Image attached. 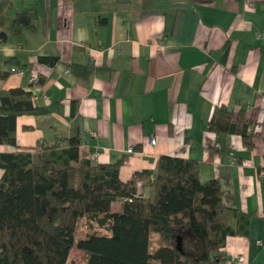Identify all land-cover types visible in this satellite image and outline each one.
<instances>
[{
	"label": "crops",
	"instance_id": "0c3cea01",
	"mask_svg": "<svg viewBox=\"0 0 264 264\" xmlns=\"http://www.w3.org/2000/svg\"><path fill=\"white\" fill-rule=\"evenodd\" d=\"M10 1L0 89L30 90L47 108L16 117L18 144L32 148L77 129L79 155L123 159L124 180L155 168L161 154L196 159L200 180L218 177L224 204L249 215L246 231L228 235L212 264H264V0ZM18 10L30 12L33 30H11ZM220 103L253 119L254 147L238 132L205 128Z\"/></svg>",
	"mask_w": 264,
	"mask_h": 264
},
{
	"label": "trees",
	"instance_id": "16d2710c",
	"mask_svg": "<svg viewBox=\"0 0 264 264\" xmlns=\"http://www.w3.org/2000/svg\"><path fill=\"white\" fill-rule=\"evenodd\" d=\"M10 2L0 0V41ZM10 27L19 34L35 24L28 10H18ZM84 69L86 78L90 68ZM45 112L30 90L0 89V144L15 147L0 151V264H68L74 247L82 252L77 264H212L228 235L246 231L249 215L224 204L218 177L200 180L196 159L161 154L155 168L124 180L118 175L123 159L92 162L79 155L77 129L21 147L16 117ZM253 122L243 109L220 103L205 128L238 132L252 148L259 136ZM144 186L153 188L151 195L139 191Z\"/></svg>",
	"mask_w": 264,
	"mask_h": 264
},
{
	"label": "built area",
	"instance_id": "2783aa9c",
	"mask_svg": "<svg viewBox=\"0 0 264 264\" xmlns=\"http://www.w3.org/2000/svg\"><path fill=\"white\" fill-rule=\"evenodd\" d=\"M10 70H11V71H16V72L19 73V74H22V73H23V69L18 68V67H15V66H11V67H10ZM30 80H31V81H36V80H37V75H36V74H31V75H30ZM148 141H149L151 144H154V143L156 142V136H155V135H151V136H149V137H148ZM127 151H132V147H131V146L128 147V148H127ZM238 260H239V261H244V260H245L244 255H239V256H238Z\"/></svg>",
	"mask_w": 264,
	"mask_h": 264
},
{
	"label": "rangeland",
	"instance_id": "374dc122",
	"mask_svg": "<svg viewBox=\"0 0 264 264\" xmlns=\"http://www.w3.org/2000/svg\"><path fill=\"white\" fill-rule=\"evenodd\" d=\"M120 206V203L117 201L115 203V207H119ZM154 236H156V234H154ZM78 250H76L75 248L72 249V251L70 252L69 254V260H68V263L69 264H75L76 261L78 260Z\"/></svg>",
	"mask_w": 264,
	"mask_h": 264
},
{
	"label": "clouds",
	"instance_id": "9594fccd",
	"mask_svg": "<svg viewBox=\"0 0 264 264\" xmlns=\"http://www.w3.org/2000/svg\"><path fill=\"white\" fill-rule=\"evenodd\" d=\"M8 54L11 55L12 54L11 51H9Z\"/></svg>",
	"mask_w": 264,
	"mask_h": 264
}]
</instances>
